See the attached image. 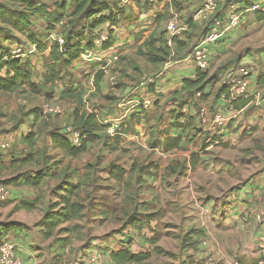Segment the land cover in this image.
Masks as SVG:
<instances>
[{"label": "rangeland", "instance_id": "374dc122", "mask_svg": "<svg viewBox=\"0 0 264 264\" xmlns=\"http://www.w3.org/2000/svg\"><path fill=\"white\" fill-rule=\"evenodd\" d=\"M47 3L53 6L51 0ZM67 9L70 11L71 8L67 7ZM70 16H67V21L70 20ZM65 23L66 18L62 24L56 25L55 30H48L42 25L43 31L40 29V33L35 36H38L40 40L52 42L56 35L62 34ZM263 23L264 21L255 26L256 37L252 36L254 40L250 41L253 48L258 49L257 52H264ZM0 26L2 33L5 35L8 33L10 38H13V42L22 44L26 49L28 45L25 41L28 39L25 36L15 31H7L9 28L1 22ZM30 56L36 57L40 62L37 67L32 66L31 62L26 65L32 73V85L28 82L20 83L11 91L0 92V137L6 138L10 144L0 152V183L9 184L7 186L10 188V196L0 201V220L18 219L17 221L24 223L25 232L31 234L34 232L39 237L37 243H41L42 249L35 246H31V249L35 247L32 250H38L36 254L38 257L45 256L41 262L70 264L75 258L90 253H96L113 264H257L258 261L264 259V243L260 246L255 244L256 236L248 231V226L238 227L237 223H232L230 227H225L223 216L230 205H225L220 201L229 194V187L236 188L239 183L261 179L264 172V101L259 105L253 104L243 114L235 117L240 121L242 128L239 136L235 139L229 137L220 145L212 144L209 148L212 153L206 156L209 162L205 163L200 158L194 159L195 166H200L189 172V190L186 187H184L185 192L178 190V195L185 194L189 201L178 199L175 213L173 212L174 207L170 208L168 204L165 205L164 211L172 209L171 213L167 211L168 213L165 212V214L161 209V212L151 210L146 215L138 214V206L133 204L125 211L122 220L124 223L126 221L131 223V219H134L136 225L131 224L125 232V227H119L123 221H116L119 219L118 214L113 215L111 212L112 206L116 207L117 203L106 198L104 184H98L95 188L90 186L93 178L90 167L95 164V159L89 163L88 156L91 153H87L88 156L85 154V160H83L81 156L70 157L62 150L47 143L46 139L49 134L47 128L49 125L54 126L52 120L64 119L67 116L65 106L67 100L62 99V96L53 89L60 86L62 82L57 81L53 84L42 82L46 65L50 62L49 54L44 56L33 52ZM230 64L221 73L212 72L214 68L211 65L200 70L208 69L216 82L221 79L218 78L219 73L221 77ZM258 67H261L258 72L263 75L264 65H257ZM211 91V96H205L204 100H201L202 92L199 91L196 95L198 101L193 106L195 114L191 123H200L202 119L208 120L214 114L220 113L213 112V106L208 103V101H214L212 97L215 92L214 87ZM75 98L78 97L74 94L72 99ZM45 104L52 107L57 106L61 112L46 114L42 117L40 111ZM152 104L153 101L147 108H150ZM133 108L144 111L143 107L134 106ZM202 110L204 114L200 116ZM180 123L188 124L187 118L182 117ZM227 123L222 133L229 129ZM190 127L191 124L186 128ZM199 128L201 130V127ZM30 130L35 134L32 146L24 140V136ZM65 131L69 133V130ZM190 143L184 139L181 146L171 151L162 160H165L168 166L174 165L177 169L185 166L187 159L191 160ZM98 144L96 140L92 154L100 160L103 154L101 150H98ZM147 148L149 151L144 158L138 157L137 154L119 153L116 159L122 160L126 167H131V171L136 170L138 166H151L149 164L151 156L156 152L149 145ZM196 149L195 152H201L198 145ZM184 153L186 156L189 154V158ZM163 155L159 151L157 158L160 160ZM84 165L86 167H83ZM84 168L88 170L86 178L81 177ZM38 170L48 173L38 187L6 182L12 176L27 177ZM192 178H194L193 181ZM165 183L172 184V189L178 186V182L175 183L173 179H166ZM66 184H77L78 187L70 192L64 191L63 185ZM131 190L134 191V189ZM117 191L120 190H116L115 193ZM132 191L129 192V197L134 194ZM65 193L70 201L82 203L83 209L76 218L60 224L49 238L42 239L41 230H37V224L51 207L58 205L55 209H60L62 206L60 197ZM247 195L249 201L238 200L236 205L244 211L253 208L252 216L256 225L261 228L255 219V214L262 210L261 193L251 192ZM21 202L31 203L33 208L21 209L19 206ZM117 207L119 213L124 208L120 202ZM96 216L102 219L95 220L93 217ZM113 233H116L115 236ZM123 249H128L133 253H147L149 257L138 263H118L113 260L112 253Z\"/></svg>", "mask_w": 264, "mask_h": 264}, {"label": "crops", "instance_id": "0c3cea01", "mask_svg": "<svg viewBox=\"0 0 264 264\" xmlns=\"http://www.w3.org/2000/svg\"><path fill=\"white\" fill-rule=\"evenodd\" d=\"M201 1L203 0H121L120 4L124 9L125 18L112 27L111 46L107 49L101 47L111 28L106 23L95 30L97 37L94 40V46L89 50H85L68 66L67 71L63 72L61 85L53 88L58 95L62 96V99L67 100L65 103L67 116L64 119L52 120L54 126H58L63 131L69 130L72 112L75 108L85 112H94L98 117L100 130L97 133L99 137L97 148L101 150L103 155L100 156L99 160L95 154H92L93 144L95 143L93 141L87 143L85 152L78 157L81 156L85 160V154L91 153L89 156L87 155L90 158L89 163L95 159V164L90 169L91 175H93L90 186L95 188L98 184H104L106 198L117 203V206L120 202L124 207L119 213L118 207L112 206L111 212L113 215L118 214L117 217H119L116 221H123L122 216L133 204L138 206V214L146 215L151 210H158V212L162 210L164 214L167 211L171 213L172 209L170 211L168 209L164 211L163 209L167 204L170 208L174 207L173 212L175 213L178 199L189 201L185 194L179 196L178 190L185 192L184 187L188 189L189 172L194 171L200 165L195 166V163L192 164L187 159L185 166L177 169L174 165L168 166L169 164L162 159L181 146L184 139H187L191 142L189 144L190 156L195 155L201 161L209 162L206 156L212 153V150L209 149L212 144L218 143L220 145L229 137L235 139L239 136L242 128L240 121L235 117L243 114L253 104L259 105L264 101V82H258L259 77H264V72L261 75L258 72L261 67L257 68V65H264V52H257L258 49L255 50L250 43L254 40L251 37H256L254 33L255 26L262 24L264 20H258L254 15L244 14L241 21L227 33L223 40L208 47L207 66H213L212 72L219 71L221 73L232 62L226 69L241 65L249 71L250 76L248 88L250 100L245 106L235 108L229 103V100L223 97L225 93L218 96L226 69L221 77L219 73L218 78L221 79L216 82L208 69L206 70L212 79L203 89L204 94L201 100H204L205 96L210 97L211 88L214 87L215 92L212 95L214 101H208L213 106L212 111L223 114L236 113L227 123L229 129L227 130L226 127L227 131L221 136L214 137L213 131L209 132L200 123H191L195 114L193 106L198 101L196 95L199 91L183 86L184 80H195L197 72L200 71L188 54L197 44L204 29L207 28L208 21L200 18L194 19L193 27L180 31L175 39L177 40L176 43H181V46L176 48L174 57L169 55L162 62L149 60V53L162 56L158 49L163 46V43L158 39L162 32L165 33L167 23L173 18L179 23L183 22L186 19L185 17H190L192 13H195ZM251 1H257L264 5V0ZM231 6L240 8L244 4L242 2L229 4L225 11L230 10ZM50 9L52 11L54 7L52 6ZM30 21L35 28L40 29L45 23V17H32ZM41 29L43 31V28ZM147 41L153 42L150 52L145 46ZM25 42L27 44V41ZM17 44L19 43L13 42V39L9 40L5 34L0 33V45L7 51H10ZM37 53L48 56L49 49ZM29 62L36 67L40 64L34 56L29 58ZM167 62L171 63L167 64ZM98 71H101V77L98 83L95 84L94 78ZM150 85L151 91L149 90ZM74 94L78 98L72 99ZM146 98L153 101L150 108L144 109L142 112L137 108H133L135 101ZM178 113H182L184 117L188 114L186 117L192 118L189 129L176 125L175 116ZM120 116L122 118L120 122L118 121L119 130L114 135L109 134L107 125L116 124L115 119ZM181 119L182 117L178 121L181 122ZM199 127H201V130H199ZM47 129L49 134L46 141L52 145L50 138L51 125ZM233 132L235 133L232 134ZM178 137H181L178 145L171 147V140ZM147 145L156 152L151 156L152 159L149 162L151 166H138L136 170L131 171V167H126L122 160L116 159L119 153L137 154L138 157L144 158L149 151ZM156 145L157 148H155ZM197 145L201 149V154L195 152ZM159 151L164 154L160 160L157 158ZM186 157L189 158V154ZM171 161L173 162V160ZM86 171L87 168L82 170L81 177H84ZM160 174L164 176L162 177ZM182 175L186 176L183 177ZM166 179H173L175 183L178 182V186L172 189V184L165 183ZM193 180L194 178H192ZM131 189H134V191ZM116 190L120 191L115 193ZM131 191L134 194L129 197ZM251 192L261 193L262 200H260V203L262 209H264V172L259 180L239 183L236 188L229 187L227 197L220 200L225 205H230L225 211L223 220L225 227H230L232 223H237L238 227L248 226V231L256 236L255 244L260 246L261 243H264V229L256 225L252 216L254 209L249 208L244 211L236 205L238 200L249 201L247 194ZM138 217L140 216L138 215ZM93 218L95 220L102 219V217L98 218L97 216ZM17 220L11 219L9 221L20 222ZM37 225V230H41L40 222ZM119 227L124 228V221ZM125 228L126 232L130 226ZM23 229L24 225L21 229L9 232L6 238L17 244V251L22 258H30L36 264H47L41 262L45 256L40 255L38 257L36 255L38 250H32L35 247H41V243H37L39 237L34 232L31 234ZM40 234L42 235V233ZM115 234L113 233V236ZM41 238L44 239L43 235ZM31 246L35 247L31 249ZM42 246H44V243H42Z\"/></svg>", "mask_w": 264, "mask_h": 264}, {"label": "trees", "instance_id": "16d2710c", "mask_svg": "<svg viewBox=\"0 0 264 264\" xmlns=\"http://www.w3.org/2000/svg\"><path fill=\"white\" fill-rule=\"evenodd\" d=\"M50 0H1L0 1V22L5 24L9 29L7 31H15L22 35H25L27 45H34V53L41 52L49 49L50 62L46 65V72L43 75L42 82L44 84H53L63 79V72L68 66L75 61L85 50H89L94 46V40L97 37L95 30L103 25L108 24L109 31L108 37L102 42V49H107L112 44L113 28L124 17V9L122 7L121 0H51L54 10L51 11L49 3ZM244 6H249L251 0H242ZM69 2V3H67ZM202 2V1H201ZM240 3L239 0H221L217 3V6L213 13L206 21H208L207 28L204 29L200 35V39L207 33L209 25L213 21V18L222 16L225 14V9L229 4ZM68 4V5H67ZM201 4V3H200ZM199 4V5H200ZM67 7L71 8L70 11ZM71 12V13H70ZM71 14V16L69 15ZM254 15L258 20L264 19V12L246 13ZM43 16L45 17L44 26L48 30H55L57 24H62L66 18V23L62 34L56 35L61 37L63 43H59L56 39L48 44L43 39L40 40L35 34L40 33V29L35 28L31 24L32 17ZM67 16H70V20L67 21ZM193 16V13H192ZM192 16L185 19L184 22L188 27L194 26V20ZM0 26V33L1 31ZM186 28V29H187ZM184 31V30H182ZM6 33V32H5ZM4 34V33H3ZM9 40L10 35L6 33ZM64 34V35H63ZM227 35V34H226ZM177 36V35H176ZM176 36L172 39L174 55L176 54V48L181 46V43H176ZM168 33L165 29V33L162 32L159 41L163 43L162 47H159L158 51L162 53V56L149 53V60L153 62H162L165 57L170 55L171 48L167 45ZM224 39V38H223ZM222 39V40H223ZM221 41V40H220ZM219 41V42H220ZM153 42H146L145 46L150 52ZM196 44V45H197ZM195 45V46H196ZM194 46V47H195ZM12 57L9 51L1 47L0 45V92H8L16 88L20 83H31V70L26 66L28 65L29 58ZM200 70V69H199ZM2 74V75H1ZM101 77V71L95 74V84L98 83ZM212 77L208 75L207 71H198L195 80H184V88L195 89V91L202 92L203 89L211 82ZM258 82H264V77H259ZM151 85L149 86V90ZM151 91V90H150ZM227 92V88L221 84V88L218 92V96ZM203 93V92H202ZM204 94V93H203ZM247 98H239L230 100L229 103L235 108H241L249 101ZM42 117H45L41 111ZM72 120L70 122V131L67 133L57 126H52L50 130V138L52 145L62 150L66 155L70 157H77L85 152L87 143L96 141L99 139L98 131L100 125L98 123V117L94 112H85L79 108H75L72 112ZM184 117L182 113H178L175 116V122L178 127L186 128L190 125L191 117H186L188 124L180 123L178 120ZM71 131L78 132L81 138L79 145L72 143ZM2 137V136H1ZM4 138V137H3ZM35 134L32 130L28 131L24 136L25 142L30 146L33 145ZM181 137L171 140L170 146L174 147L178 145ZM3 150H0V152ZM195 155L191 156L190 162L194 164ZM27 160V159H26ZM30 160V159H28ZM91 165H89L90 167ZM94 167V166H93ZM93 167H90L92 169ZM88 170L85 172L84 178ZM48 176V173L43 170H38L34 174L24 177L23 175L12 176L6 182L9 183H24L30 187H38L43 180ZM9 185V184H7ZM64 191L70 192L77 189V184L63 185ZM9 187V186H8ZM60 209H55L58 205L51 207L40 220L41 233L44 238H49L54 230L62 223L76 218L83 209V204L77 201H70L69 197L65 194L61 195ZM21 209L30 210L33 208L31 203L21 202ZM129 223L126 221L124 227H128L131 224L135 226L134 219H131ZM23 228V225L15 221H0V240L7 236L9 232ZM139 228V227H138ZM147 253H133L128 249L118 250L112 253V258L118 263L133 262L138 263L148 259Z\"/></svg>", "mask_w": 264, "mask_h": 264}, {"label": "built area", "instance_id": "2783aa9c", "mask_svg": "<svg viewBox=\"0 0 264 264\" xmlns=\"http://www.w3.org/2000/svg\"><path fill=\"white\" fill-rule=\"evenodd\" d=\"M221 0H203L198 6L197 10L192 16V19H208L210 15L215 10L217 3ZM243 3L242 0H239ZM264 12V5L260 2L254 1L249 6H243L240 8H235L231 6V9L226 11L224 15L213 18V21L209 25L207 33L200 39L198 44L193 48V50L188 54L189 57L194 61L198 69H204L207 66V54L208 47L222 40L226 34L234 28L242 19L246 13ZM187 25L185 22H177L176 19H171L166 26V31L168 33L167 45L171 48L170 57L174 55L172 50V39L180 33V31L185 30ZM59 43H63L61 37H55ZM35 51L34 45H28L23 48L22 44H17L14 48H11L9 54L12 57L26 58L30 56ZM171 62H167L169 64ZM249 71L241 66L236 65L226 69L222 77V85L227 88V92L223 95L227 100H235L239 98L249 97ZM151 100L149 98L143 100H137L134 106L143 107L146 109L151 105ZM43 114L50 113H60V109L55 106L52 107L45 104L41 108ZM204 114L203 110L200 112V116ZM236 113L223 114L217 113L212 116V118L202 119L200 124L207 130L213 131V136H221L223 133L224 126L229 122ZM122 117L116 118V124L107 125V132L111 135L116 134L119 130V122ZM119 121V122H118ZM70 131V129H69ZM72 143L74 145H79L81 138L78 132L71 131ZM216 141V140H214ZM211 143V142H209ZM212 144V143H211ZM9 141L6 138L0 137V150H4L9 147ZM10 196V188L0 183V201L7 199ZM257 224L264 229V209L259 211L255 216ZM17 244L8 240L4 237L0 240V264H36L30 258H22L17 251ZM70 264H113L103 257H99L96 253H90L87 255L79 256L75 258ZM257 264H264V259H261Z\"/></svg>", "mask_w": 264, "mask_h": 264}]
</instances>
